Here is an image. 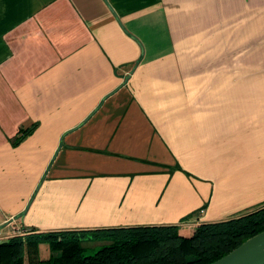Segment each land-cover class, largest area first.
I'll use <instances>...</instances> for the list:
<instances>
[{
  "label": "crops",
  "instance_id": "0c3cea01",
  "mask_svg": "<svg viewBox=\"0 0 264 264\" xmlns=\"http://www.w3.org/2000/svg\"><path fill=\"white\" fill-rule=\"evenodd\" d=\"M263 204L264 0H0V236Z\"/></svg>",
  "mask_w": 264,
  "mask_h": 264
},
{
  "label": "trees",
  "instance_id": "16d2710c",
  "mask_svg": "<svg viewBox=\"0 0 264 264\" xmlns=\"http://www.w3.org/2000/svg\"><path fill=\"white\" fill-rule=\"evenodd\" d=\"M36 125L20 128L11 138L12 147H17ZM262 231L264 204L225 221L200 223L191 232L179 225L44 233L32 230L0 242V264H25L26 260L27 264H211ZM83 240H98L104 245L95 254L84 256ZM40 244L48 246L49 258L39 257Z\"/></svg>",
  "mask_w": 264,
  "mask_h": 264
},
{
  "label": "water",
  "instance_id": "95a60500",
  "mask_svg": "<svg viewBox=\"0 0 264 264\" xmlns=\"http://www.w3.org/2000/svg\"><path fill=\"white\" fill-rule=\"evenodd\" d=\"M3 227L4 225H0V229ZM211 264H264V231L247 239L227 255Z\"/></svg>",
  "mask_w": 264,
  "mask_h": 264
},
{
  "label": "rangeland",
  "instance_id": "374dc122",
  "mask_svg": "<svg viewBox=\"0 0 264 264\" xmlns=\"http://www.w3.org/2000/svg\"><path fill=\"white\" fill-rule=\"evenodd\" d=\"M21 234L26 235L28 233L26 232V233H21ZM16 235H18V234H16ZM16 235H14V236H16ZM4 237H6V235L0 236V242L6 241L8 239V238L6 239ZM103 245H104V242H101L98 240H83L81 242V247L83 249L82 253L84 256H91V255L95 254ZM38 252H39V257L41 259L49 258L50 251H49L48 246L46 244H40ZM25 264H27V260H26Z\"/></svg>",
  "mask_w": 264,
  "mask_h": 264
}]
</instances>
